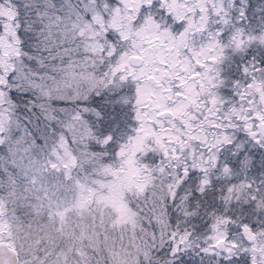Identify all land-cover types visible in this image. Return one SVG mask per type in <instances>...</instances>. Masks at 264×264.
I'll list each match as a JSON object with an SVG mask.
<instances>
[{"label":"snow or ice","instance_id":"snow-or-ice-1","mask_svg":"<svg viewBox=\"0 0 264 264\" xmlns=\"http://www.w3.org/2000/svg\"><path fill=\"white\" fill-rule=\"evenodd\" d=\"M0 264H264V0H0Z\"/></svg>","mask_w":264,"mask_h":264}]
</instances>
